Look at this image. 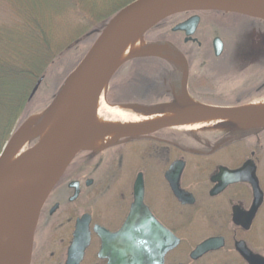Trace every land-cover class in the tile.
I'll list each match as a JSON object with an SVG mask.
<instances>
[{"label": "flooded vegetation", "instance_id": "flooded-vegetation-1", "mask_svg": "<svg viewBox=\"0 0 264 264\" xmlns=\"http://www.w3.org/2000/svg\"><path fill=\"white\" fill-rule=\"evenodd\" d=\"M181 15H188L187 20L194 14ZM241 17L251 24L239 28L240 34L263 37L264 21ZM201 23L202 18L193 40L188 42L185 33H174L173 27L171 34L181 37L178 45L169 40L153 44V54L130 59L108 83L110 92L117 75L127 68L129 75L141 73L142 85L147 87L145 80H150L149 72L155 71L159 77L150 83L155 90L147 87L143 97L159 92L167 100H114L108 93L105 103L133 115L168 113L172 103L188 100L187 96L200 91L205 81L210 89H217L216 80L223 75L236 82L230 98L226 97L221 105H202L236 109L264 101L261 59L239 63L236 60L243 59L230 57L229 51L230 45L237 43L219 35H201ZM217 38L222 44L220 56L215 55ZM247 45V55L252 58L246 60L264 55V41H250ZM207 49L209 56L204 57ZM163 53L173 56L168 58ZM166 80L170 88L163 90L161 84ZM221 124L225 126L217 124L199 130L171 125L144 134L118 135L101 148L82 149L40 206L29 264H109L108 251L103 249V231L116 234L129 218L143 223L151 217L180 241L166 256L165 264L177 251L178 264H188L187 259L197 264L226 250L248 264L237 250L239 243L264 257L260 244L263 230H259L264 215V126L242 129L246 125ZM237 171H241L239 177L234 174ZM77 232L80 237L89 235L83 254L72 249ZM209 239H222L224 246L191 259L192 252ZM190 240L196 243L189 245ZM187 245L191 247L189 252L185 250Z\"/></svg>", "mask_w": 264, "mask_h": 264}, {"label": "water", "instance_id": "water-1", "mask_svg": "<svg viewBox=\"0 0 264 264\" xmlns=\"http://www.w3.org/2000/svg\"><path fill=\"white\" fill-rule=\"evenodd\" d=\"M201 12L234 14L264 21V0H137L126 7L105 29L85 58L72 72L47 111L45 118L37 125L39 127L45 120L49 125L58 111L63 108L70 109L53 144L47 146L42 144L40 138L37 139L35 145L14 160L0 174V191L15 180L35 182L27 202L25 253L17 259L7 260L0 264H29L40 206L68 165L85 148L86 138L80 134L79 124L85 115L92 112L105 73L121 48L141 27L147 26L148 30L170 17L188 13L194 15L177 24L172 31L174 33L184 32L187 38L186 42L192 41L201 21L197 13ZM214 49L215 55L220 56L222 44L218 38L214 41ZM42 82L43 78L37 82L30 100L35 96ZM108 83L105 82L103 91ZM201 106L207 112L222 116L234 115L241 109L217 108L202 104ZM150 114L161 113L148 111L135 115L148 116ZM171 125L177 124L162 122L139 133L144 134ZM263 126L264 122L256 126L246 125L242 129ZM42 153L47 154L41 167L36 172H26L25 167ZM240 173L241 171L234 172L238 177ZM258 205H260V201L256 204L255 209ZM147 217L149 216L147 215ZM134 220L129 218L116 234L103 231V249L108 251L106 255L110 257L109 264H165L166 256L178 247L180 241L152 217L149 219L150 221L143 223H136ZM88 244L89 235L86 234V238H84L80 237L77 232L72 249L73 251L80 250L83 254ZM223 246L222 239H209L192 252L191 259H199ZM237 250L248 264H264V257L253 254L244 243L237 244Z\"/></svg>", "mask_w": 264, "mask_h": 264}, {"label": "bare ground", "instance_id": "bare-ground-1", "mask_svg": "<svg viewBox=\"0 0 264 264\" xmlns=\"http://www.w3.org/2000/svg\"><path fill=\"white\" fill-rule=\"evenodd\" d=\"M147 28L143 26L138 29L110 63L92 112L85 115L79 124L80 134L86 138L85 148H101L118 135L145 132L162 122H175L178 128L189 130L210 128L221 123L256 126L264 122V101L254 102L228 116L207 112L197 103L184 104L171 112L148 116L133 115L121 108L108 106L104 100L103 86L119 67L138 56L142 47L141 37ZM69 111V108L58 111L49 125L45 120L39 127L37 124L33 128L19 130L0 158V174L14 161L16 154H25L34 140L40 138L42 144H53ZM46 154L38 155L25 167V171L36 172ZM34 185L35 182L30 180H15L0 191V263L17 259L25 253L27 202Z\"/></svg>", "mask_w": 264, "mask_h": 264}, {"label": "trees", "instance_id": "trees-1", "mask_svg": "<svg viewBox=\"0 0 264 264\" xmlns=\"http://www.w3.org/2000/svg\"><path fill=\"white\" fill-rule=\"evenodd\" d=\"M6 1L10 13L0 20V158L48 67L85 36L97 30L100 37L137 0H55L48 7L36 0Z\"/></svg>", "mask_w": 264, "mask_h": 264}, {"label": "rangeland", "instance_id": "rangeland-1", "mask_svg": "<svg viewBox=\"0 0 264 264\" xmlns=\"http://www.w3.org/2000/svg\"><path fill=\"white\" fill-rule=\"evenodd\" d=\"M54 1L55 0H36V5L48 7V5H50ZM8 9L9 8L7 6V1L0 0V20H2L3 18L6 19V16L10 13ZM197 14L202 18V23L200 27L201 35H204L205 32L206 34L209 33L212 34V36L219 35L229 40L230 42H236L237 44L230 45L231 48L229 49V51H230V57L243 59V60L241 59L236 60L239 63L240 61L254 63L255 61L259 62V60L261 59L260 62L263 63L262 65H264V55L260 58H257L256 60L255 59L246 60V58H252L251 56L247 55V52L249 50L247 48L249 46L247 45V42L264 41V32L262 38L260 37L261 34L259 36H256L255 34L248 35V34H240L238 32V29L241 27L247 28L251 24V21L241 16L232 15V14L229 16L216 14V12L214 13L201 12ZM187 16L188 15L173 16L148 29L145 32V34L141 37L142 47L140 49V53L136 57L150 56L151 54L154 53L153 52L154 48L151 46L163 40L173 41L178 45V41L181 40L180 35L171 34L170 30L173 27H175L177 24L185 20ZM97 28H95V30ZM97 32L99 31L96 30V32H92L93 35L91 37L88 35V38L87 36H85V38L80 39L79 42L74 44L68 51L65 52L64 56L58 58L51 65V67H48L45 79L40 85L35 96L28 103L26 116L24 117V121L20 125L21 128L19 130L25 127L33 128L35 125L40 123L45 118L47 111L54 103L62 87L70 77L71 72L75 69V67L78 65L81 59L85 56V54L89 51V49H91V46L94 45L96 39L99 37V34ZM202 39L205 40L207 38L202 37ZM163 46L160 47L161 50H163ZM187 48L190 49L192 47L187 46ZM205 51L206 54H203L204 57L209 56V54H207L208 49ZM238 51H240L241 53L239 54L235 53ZM162 55H165L168 58H172L173 56V54H169V53L168 54L163 53ZM195 56L196 55H194V57ZM129 73L130 72H128L127 68L125 70H121V72L116 77L115 80L116 83L113 85L111 91L109 92L110 85H108L107 88L105 89L104 98H106L108 93H109V97L114 100L135 99V100H144L145 102H152V101L156 102V101H160L159 99L163 101V99L167 98V96H164L159 92H156V94L158 95L150 94L143 97L142 92H145L147 87L150 90H155L154 87L151 86L155 76L159 77L158 75H154L155 71L152 73L149 72L148 76L151 78L150 80H145L147 82V87L142 85V83H144L143 82L144 76H140L142 75L141 73L132 72V74L130 75ZM167 75H172V74L168 72ZM261 75L264 77V69L262 70ZM123 77H126L127 80L124 81L122 79ZM228 79L229 78L225 77L224 75L220 76L218 80L215 79L218 84V88L215 90H212L208 86H206L208 81H205L206 84L200 87V91H198L194 96H190V95L187 96L189 101L188 100L176 101L171 104L172 108L168 111H173L174 109L180 108L184 104H190L193 103L194 101L197 103L208 104V105L223 104L224 101L226 100V97L230 98V93L233 90L234 86L236 85V82L233 79L232 80H228ZM168 88H170V86L168 85V80H166L163 82V84H161V89L164 90ZM113 90H115V92ZM111 92H113V95H111ZM221 126H225V124H220L219 127ZM37 141L38 140H34L33 142H31L27 149L31 148ZM19 157H20L19 154H16L13 160H16ZM260 228L263 230L261 234L260 244L262 246L261 247L262 254L264 255V215L262 216V219L260 221L259 230ZM195 243L196 242H193L192 240L188 241V244L189 245L191 244L192 246ZM190 249H191L190 246L188 245L185 246V250H188V252ZM187 253L185 256L188 255ZM187 258L188 257H186V259ZM186 262L188 264H194L190 262L188 259L186 260ZM166 264H178V251L177 253H175L174 255L170 256L167 259ZM197 264H243V263L235 253H231L226 250L219 255H213L207 260L205 259L203 262Z\"/></svg>", "mask_w": 264, "mask_h": 264}]
</instances>
